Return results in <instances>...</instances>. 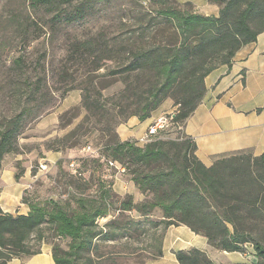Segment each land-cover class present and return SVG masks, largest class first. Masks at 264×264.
Returning <instances> with one entry per match:
<instances>
[{
	"label": "trees",
	"instance_id": "1",
	"mask_svg": "<svg viewBox=\"0 0 264 264\" xmlns=\"http://www.w3.org/2000/svg\"><path fill=\"white\" fill-rule=\"evenodd\" d=\"M214 1L220 5L218 15L190 10V3H186L189 9L175 0H153L157 8L140 13L136 24H123L113 38L116 43L109 49L113 53L98 57L103 63L119 58V70L114 73L119 74L124 86L110 95L111 100H117L112 108L117 112L112 111L108 120L97 119V124L103 126L106 121L108 162L125 167L146 194L141 202L127 195L119 209H136L143 216L155 208L162 210L164 231L153 245V258L163 254L167 228L184 224L223 250L240 251L245 243L252 242L258 257L256 264H264V242L260 238L264 234V153L254 156L249 151H238L207 166L196 154L195 140L182 130L206 93V76L221 64H231L236 52L264 30V0ZM56 12L52 20L59 23L90 15L91 8L78 3L68 12ZM167 30L174 40L154 39ZM89 46L96 54L108 51L93 41ZM126 52L127 56L122 57ZM102 65L99 62L96 68ZM168 98L177 105L174 119L181 134L165 138L166 133L161 131L143 145L120 139L119 124L133 115L142 120L150 117ZM95 101L96 107H106L103 100ZM83 106L92 109L87 94ZM20 119L12 118L0 129V169L5 154L15 148L22 127ZM95 128L105 131L101 126ZM71 141L76 145L80 139ZM100 185L101 201L89 204L80 199L81 205L73 211L59 201L46 205L27 199H22L30 206L27 214L14 215L0 207V264L16 256L41 252L32 250L28 241L45 224L55 236L71 238L68 249L54 245L56 264H88L95 256L103 259L105 254L97 253V241L122 238L126 225L116 217L106 226L98 225V218L111 213L116 196L109 184ZM176 256L178 264H216L206 250L198 247L178 250Z\"/></svg>",
	"mask_w": 264,
	"mask_h": 264
},
{
	"label": "rangeland",
	"instance_id": "2",
	"mask_svg": "<svg viewBox=\"0 0 264 264\" xmlns=\"http://www.w3.org/2000/svg\"><path fill=\"white\" fill-rule=\"evenodd\" d=\"M152 2L0 0V129L12 118H21L22 125L15 148L2 161L3 184L11 181L8 175L12 172L13 181L26 183L23 200L46 205L59 201L70 211L81 205L80 199L89 204L101 201L100 184H109L116 194L114 204L108 216L98 218V225L106 226L116 217L126 227L122 238L99 239L97 253L105 256L103 259L95 256L88 264H147L156 250L153 245L164 231L159 208L148 216L136 209H119L127 195L141 202L146 194L135 185L125 167L108 162L106 121L103 126L97 124V119L108 120L112 111L117 112V108L112 110L117 100H111L110 95L124 86L119 74L114 73L119 70V58L103 63L98 55L113 53L109 49L116 43L113 38L123 24H136L140 13L158 7ZM78 3L89 5L91 14L73 21L52 20L56 11L68 12ZM180 6L191 8L181 3ZM190 10L195 11L193 7ZM154 39L172 41L175 37L167 30ZM92 41L108 51L93 53L94 47L89 46ZM99 62L103 65L97 69ZM85 94L91 110L83 106ZM100 99L106 107H96L95 100ZM175 130L166 133L165 138L181 134ZM73 139L80 142L73 145ZM44 162L49 164L48 170L39 171ZM10 210L17 215L20 206L14 205ZM260 238L264 242V234ZM70 241L69 237L55 236L49 224H45L28 243L32 250L53 251L55 244L68 249ZM204 250L216 264L258 261L252 242L245 243L240 251L223 250L211 244ZM34 259V255L16 256L7 264H34ZM35 262L49 264L50 259L39 257Z\"/></svg>",
	"mask_w": 264,
	"mask_h": 264
},
{
	"label": "crops",
	"instance_id": "3",
	"mask_svg": "<svg viewBox=\"0 0 264 264\" xmlns=\"http://www.w3.org/2000/svg\"><path fill=\"white\" fill-rule=\"evenodd\" d=\"M190 3L196 12L218 15L220 5L214 0H177ZM206 93L182 126L183 133L196 142L197 156L210 166L224 155L249 151L254 156L264 153V30L255 41L243 45L235 54L231 64H221L205 78ZM176 109L171 98L166 99L152 115L144 120L133 115L117 127L122 141L135 140L143 145V137L150 125L164 113ZM1 170V169H0ZM3 184L0 171V207L10 212L14 205L20 206L17 214H27L30 206L23 202L25 182L12 180ZM205 236L195 233L189 226L171 225L163 239V254L151 258L147 264H178L176 252L193 247L205 249ZM210 245V244H209ZM36 259L45 257L49 264H56L52 248L35 254Z\"/></svg>",
	"mask_w": 264,
	"mask_h": 264
},
{
	"label": "built area",
	"instance_id": "4",
	"mask_svg": "<svg viewBox=\"0 0 264 264\" xmlns=\"http://www.w3.org/2000/svg\"><path fill=\"white\" fill-rule=\"evenodd\" d=\"M145 1L147 2L148 0ZM174 115L175 112H167L159 116L155 122L150 125L148 132L142 139L143 143L147 142L161 131H164L165 133L174 131L176 128ZM111 164H113V162H111ZM48 167L49 164L47 162L41 163L39 166V171H46L48 170Z\"/></svg>",
	"mask_w": 264,
	"mask_h": 264
}]
</instances>
